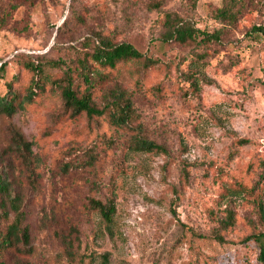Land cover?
Segmentation results:
<instances>
[{"label":"rangeland","instance_id":"1","mask_svg":"<svg viewBox=\"0 0 264 264\" xmlns=\"http://www.w3.org/2000/svg\"><path fill=\"white\" fill-rule=\"evenodd\" d=\"M153 1L0 0V94L13 79L28 85V59L69 60L98 34L127 41L156 64L120 62L102 70L101 87L122 86L147 134L170 150L129 149L127 130L72 116L51 84L14 115L0 113V160L22 194L33 250L8 253L7 264H56L66 247L93 253L92 264L104 252L110 264H262L248 237L263 229L259 190L250 191L264 159V35L253 30L264 26V0ZM166 11L192 22L197 40H164ZM15 131L32 143L35 176L9 150ZM107 196L113 235L90 207Z\"/></svg>","mask_w":264,"mask_h":264},{"label":"trees","instance_id":"2","mask_svg":"<svg viewBox=\"0 0 264 264\" xmlns=\"http://www.w3.org/2000/svg\"><path fill=\"white\" fill-rule=\"evenodd\" d=\"M195 3L196 0H191ZM156 8H161V2L153 1ZM222 17L234 21L237 17L233 9H223ZM4 17L0 18L3 20ZM165 30L162 38L167 41L189 43L197 40L200 31L192 22L181 17L175 11H166L164 14ZM253 30L264 35V26H254ZM204 40L218 39L217 34L205 33ZM81 53L69 60L60 59L48 63L37 57L23 62L24 67L31 73L28 85L24 89L15 88L14 82H8V90L0 94V113L14 115L24 102H31L37 93L44 91L49 84L60 91L65 111H71L72 116L84 114L89 123L104 122L119 129L127 130L130 134L129 149L134 151L164 153L170 155L169 148L151 138L146 127L140 121L136 104L131 95L120 85L114 87H101L106 75L104 69L115 68L120 62L129 60H142L146 67L156 64V60L145 56L132 43L115 42L110 36L98 34L88 38L83 43ZM3 69V68H2ZM110 146L111 143L105 140ZM9 150L23 156L34 167L33 175H37L32 143L24 138L19 131L13 133ZM91 165L95 166L100 160L93 150L88 154ZM261 171L258 174L254 187L250 193L258 189L256 203L263 229L256 230L248 238L253 239L259 249L257 261L264 264V159L260 162ZM189 177L188 164L183 168V178ZM90 207L97 211L108 232L113 235L112 226L116 214L114 196L91 197ZM26 211L23 207L22 194L13 186L11 171L7 162L0 160V264H7L6 255L32 254L30 225L27 222ZM233 217L231 216V219ZM63 257L56 264H92L95 259L93 253L75 252L66 247ZM100 264H110L109 253L100 254ZM16 264H31L29 260L18 259Z\"/></svg>","mask_w":264,"mask_h":264}]
</instances>
